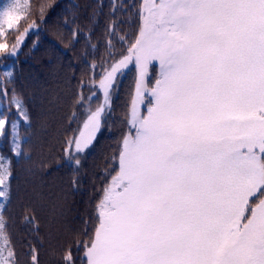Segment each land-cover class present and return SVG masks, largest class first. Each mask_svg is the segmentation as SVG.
<instances>
[{"label":"snow or ice","instance_id":"6c2138e0","mask_svg":"<svg viewBox=\"0 0 264 264\" xmlns=\"http://www.w3.org/2000/svg\"><path fill=\"white\" fill-rule=\"evenodd\" d=\"M21 8L0 6V38ZM143 9L138 37L100 82L108 97L134 62L128 132L83 264H264V0H145ZM6 123L0 114V133Z\"/></svg>","mask_w":264,"mask_h":264},{"label":"trees","instance_id":"16d2710c","mask_svg":"<svg viewBox=\"0 0 264 264\" xmlns=\"http://www.w3.org/2000/svg\"><path fill=\"white\" fill-rule=\"evenodd\" d=\"M10 2L0 0V6ZM21 4L23 18L0 38L8 45L2 57L35 27L19 53L0 63V114L7 117L6 132L0 133V264H83L97 205L118 171L128 132L132 68L116 75L92 145L77 156L69 146L88 112L98 109L100 82L114 58L138 37L143 0Z\"/></svg>","mask_w":264,"mask_h":264},{"label":"rangeland","instance_id":"374dc122","mask_svg":"<svg viewBox=\"0 0 264 264\" xmlns=\"http://www.w3.org/2000/svg\"><path fill=\"white\" fill-rule=\"evenodd\" d=\"M144 2H145V0H143V4H144ZM143 12H144V9H143ZM34 29H35L34 26H30L22 34H20L14 40V43L12 44V48L7 53H5L4 55H2V57H0V63L3 61V58L15 57L19 53V51H20L22 45L24 44V42H25L28 34L30 33V31L31 30H34ZM128 68H132L134 70V75H135V89H136V82H137V79H138V72H137V70L135 68L134 62H130L127 65V67H124V68L119 69L117 71V73L115 74V77H116V75L118 73H120L121 71L126 70ZM157 72H158V67H157ZM149 75L151 76L150 69H149ZM114 81H115V78L112 81L111 86L108 89V97L105 96V90L100 85V91H101V95L102 96H101V101H100V105H99L98 109H102V111L100 112V117H99V127L96 129V131H95V133H94L91 141L87 144V146L86 147H82L81 149H77L76 142L77 141L83 142V140L86 139L87 136H88V129L85 128V126H84L87 123L88 117L92 113L96 112L98 109L97 110H93L90 113L88 112V116L86 118L85 123L83 124V126L79 130L78 134L76 135V137L72 141L71 145L69 146V150L71 151V153L74 156H77V155L81 154L82 152L86 151L92 145V143L94 141V138L97 135V133H99L100 130L102 129V127H103V125H102L103 119L106 116L107 111L109 110V106L111 105V101H112V98H111V88H112V86L114 84ZM154 82L155 81H153V83ZM134 98H135V90H134V95H133L132 101H133ZM146 102H147V100L145 99L144 102L138 104V111H139L140 114H144L146 112V109L144 107V104ZM131 106H132V102H131V105H130L129 119H130V116H131Z\"/></svg>","mask_w":264,"mask_h":264}]
</instances>
